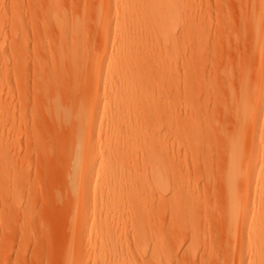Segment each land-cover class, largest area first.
<instances>
[{"label": "bare ground", "instance_id": "1", "mask_svg": "<svg viewBox=\"0 0 264 264\" xmlns=\"http://www.w3.org/2000/svg\"><path fill=\"white\" fill-rule=\"evenodd\" d=\"M79 1L80 5L84 2L83 6L81 5L84 13L80 10L82 14L77 11L73 16L67 14L62 0H43L41 5L36 3L39 9L35 6L34 11L33 7H27L31 9L30 19L21 17V14L27 16L31 13L27 14L29 11L25 10L24 15V8L19 7L21 10L18 12L21 14L18 15L17 12L16 19H13L15 16L10 18L13 20L10 26L17 31L16 35L19 34L20 39H15L16 44L12 46L14 48L11 53L4 52V47L1 48L4 51L0 49V52H3L0 56H5L3 54L6 53L8 57L1 59L5 66H8L9 57H12L13 65L17 68L28 69L31 67L29 61H34L36 71L34 82L39 87L36 94L37 100L39 99L37 101L39 111L36 112L43 114L45 120L49 119L50 124L52 123L49 124L50 127L56 132L54 135L59 137L58 141L57 138L53 139L52 131V140L57 147H54L53 143L51 145L57 148V151L58 147L61 150L60 155L56 152L54 159L62 158L59 163L55 162L62 168L61 164L67 165L66 167L64 165L66 182L61 183L59 190L56 189L59 195L55 193L57 198L60 197L59 206L63 211L64 209L68 211L65 210L61 218L68 213V218L66 217L68 226L66 219L63 223L70 228L66 243L64 242L66 245L62 251L61 264H91V258L94 259L93 264H110L115 260L113 246L117 235L125 239L133 238L136 243L143 238L152 239L154 229H147L145 223H140L139 213L153 211L154 206L151 207L149 202L155 198L161 200L167 195L173 201L167 203L168 206H163V216L168 214L172 221L180 223L187 221L194 227L198 223L197 215L201 212L204 214L205 210H208L209 214L215 213L218 216L216 219L219 218L218 221L222 222L221 227L223 225L225 244L230 249L227 247L228 255L234 252L235 256H229L233 259L236 257L234 264H264V0H244L246 10L240 17V24L245 30L243 35L246 36V32L249 34L250 43H247L246 47L250 44L257 63L254 74H250L247 67L241 66L243 69H239L241 70L239 86L234 87L228 100L231 111L227 112L228 115L226 113L227 117L223 116L224 120H220V124L217 122L219 126L216 124L215 128L208 123L210 114L204 116L203 113L197 112L198 118L204 119L202 122L193 124L191 121L192 124L189 122L188 125L184 121L182 124L184 126H179L175 118L173 119V114L169 116V113L163 114L154 110L147 112L151 108V102L155 101V95L150 89L153 77L141 78L134 73L148 68L151 59L150 54L142 50L140 45L144 39L150 38L164 41L168 49L172 48L174 40H178L177 34L172 35L168 30V24L172 20L167 24L156 19L154 24H150L147 30L151 29L148 32L145 30L144 34L141 32L139 36H135L132 27L130 28L127 23L119 26L114 22L113 16L119 14L117 8L119 0H100V10L96 8V1L99 0ZM140 1L129 0L126 9L128 18L133 19L139 15ZM143 1L152 3L155 0ZM173 4L174 0L168 2L169 7ZM35 12L38 13L36 18ZM89 12L94 15L91 19ZM0 21L5 22V17H0ZM88 21L97 28V31L94 28L92 32H97L96 42L94 34L89 33L86 28ZM0 23V27L3 26L2 22ZM29 29L33 33V36L31 35L34 39L31 46L33 50L28 46ZM2 31L0 29V33ZM50 31L57 33L58 41ZM51 39L58 44L55 46ZM240 64L245 65L244 61ZM189 67L187 65L185 69ZM4 69L6 71V67ZM4 69L0 70V85L5 84ZM229 69H226V73L232 75L231 68ZM190 71L191 69L188 73ZM17 80L18 86H24V89L29 85V82L21 83L22 80L19 78ZM251 80L254 82L253 87L250 84ZM25 111H20V117L26 116L29 110ZM30 111L34 113V110ZM8 112L5 111L6 117ZM12 113L13 115L10 114L14 116L15 111ZM175 114L177 115L176 112ZM160 118H170L169 121L172 123L167 124L166 132L161 136L160 148L150 150L151 141L155 140V121ZM178 134H182V141L177 140ZM204 135L216 139L214 147L209 144L210 140L209 145L201 142ZM205 139L207 142V138ZM173 141L176 144L172 145ZM175 145L185 146L193 158V163L197 162L200 165L203 163L208 170L206 180L209 186L214 182L218 184L221 195L219 199L214 196L216 207L211 204L212 196L209 203L213 207L210 205L209 209L208 194L204 200L203 194L200 189L198 190V182L195 183L186 177L189 169L183 165L186 161L177 164L173 159L177 155ZM131 149L141 153H130ZM49 150L50 147L47 153L51 154ZM4 153H8L9 157V149ZM7 155L2 159H6L4 162L8 164L7 166L10 164L8 168L11 169L12 159L7 160ZM215 167L218 168L217 175ZM8 175L9 178L11 174ZM200 195L201 201L197 198ZM91 197H94V210L87 208ZM129 199L137 202L128 204L131 201L126 200ZM120 200L126 204L124 202L119 204ZM135 207H139V213L135 211ZM204 208L205 210L201 211ZM212 208L214 212H211ZM93 228L100 233L102 241L100 245L87 249L82 237ZM159 239L158 248L151 252L149 260L141 258L144 263L168 264L170 249L162 237ZM126 247L128 253L121 252L117 258L121 263H126L129 256L133 260L131 249ZM145 253L149 256L147 250Z\"/></svg>", "mask_w": 264, "mask_h": 264}, {"label": "rangeland", "instance_id": "2", "mask_svg": "<svg viewBox=\"0 0 264 264\" xmlns=\"http://www.w3.org/2000/svg\"><path fill=\"white\" fill-rule=\"evenodd\" d=\"M39 1L41 3L43 2V0ZM62 1L65 4L68 15L73 16L77 11V13L82 14L80 10L83 11L81 5L83 6L84 2L80 5L81 1L79 0ZM169 1L171 0H155L151 3L150 1L145 2L141 0V3H139V15L131 19L128 18L126 12L127 6H129V0H119V5L117 6L119 14L113 16L115 19L114 22L118 23L119 26L127 23L130 28L132 27L135 36H139L141 32L150 27V24H154L156 19L167 24L172 20V22L168 24V30L172 35L176 33L178 36V40H174L173 46L171 45L172 48L168 49L164 41L150 38L144 39L140 45L142 50L150 54L151 59L148 68H143L134 73L137 77L141 78L146 76L153 77L150 89L155 95V101L151 102V108L148 109L147 112H149V110H154L163 114L169 113V116L173 114V119L175 118L174 120L179 126H184L182 125L184 121L187 122L188 125L191 121L193 124L202 122L204 119L202 117H200V119L198 118L199 113H203L204 116L210 114L209 116H211V118H208V123L211 127L214 125L215 128L224 120L223 116L231 111L228 100L231 98L233 89L239 86L242 67H247L250 74H254L257 63L250 44H248L249 47H246L247 43H250L249 34L246 32V36L243 35L245 30L242 29L240 24V17L243 11L246 10L245 1L174 0L172 7L168 6ZM19 2L20 4H18ZM36 3H38L37 0H0V17H5V22L0 21L2 25L4 22V29L3 26H1L0 29L3 31L5 30L4 33L3 31L0 33V45H2L0 49L4 47L5 50L1 49L2 51L11 53V50L14 48H12V46L16 44L15 39L17 40V38H19V34L16 35L17 31L11 29L10 22H13V20L11 21L10 18L15 16L13 19H16V17H18L16 15H19L20 12L18 11L21 10V8H24V15L25 10L27 12L29 11L27 14L31 13V9L29 10L28 8L33 7L32 9L34 11V7L36 6L35 8L39 9V5ZM41 3L38 4L41 5ZM23 5L26 7H23ZM19 7L21 8L19 9ZM100 7L101 1H96V8L100 10ZM227 10L229 13H227ZM15 13L17 14L15 15ZM36 13L37 12L34 13L35 15L33 14L35 18L38 14ZM89 14L90 17H88L91 19L94 15L91 12H89L88 15ZM6 16H8L7 19ZM30 16L32 17V13L27 16H22L21 14V17H27L28 19H30ZM87 25L88 27L86 28L88 32H94L95 27H93L92 23L88 21ZM238 26L241 28H238ZM51 30H53V27H51ZM95 30L97 31V28H95ZM53 31H50V34H52ZM29 32L30 45H27L29 49H32L33 47L31 46L34 44V39L31 38V35L33 36V33L30 29L28 33ZM57 33L55 32L53 35L57 37ZM96 33L97 32L92 33L94 34V42H96ZM55 39L58 41V37ZM27 40L28 39H26V43H28ZM13 42L14 44L12 45ZM52 42L55 46L58 44V42L54 43V40ZM29 52L33 51L29 50ZM50 52L51 50L49 53ZM2 53L3 52H0L1 55ZM6 53L3 55L6 56ZM5 56H0V70L3 71L4 67H6V71L4 69L6 72V74L4 72L6 78L5 84L0 85V172L1 170L2 172L7 171L4 174L2 172L0 173L1 176L3 175L2 178L0 176V264H61L63 261L62 251L65 249V243L70 228H67L68 220L66 217L68 213L64 214V218H61L62 213L67 210L64 209L63 211L59 206L58 198L60 197L57 198L59 192H56V189L59 190L62 186L61 183L66 182V168H64V165L65 167L67 165L66 163L64 165L61 164L63 166L62 168L60 164H57L62 158L59 160L58 158L54 159V155L56 157V152L60 155L61 150L60 147H58V151L56 150L57 148H54L56 144H54V140H52V131L53 139L57 138L58 141L59 137L58 135H54L56 132L55 129L50 127L52 123L50 124L49 119L45 120L42 116L43 114L40 115V112H38L39 102L37 101L39 99L37 100L38 97L36 94L39 91V87L36 82H34L36 71L34 69L35 65L32 60L33 58L31 59L32 61H29L31 67L27 69L26 67H14L13 59H11L12 57H9L10 59L7 61L8 66H5L1 61ZM241 61H244L245 65L240 64ZM187 65L190 67L185 69ZM229 68H231L232 75L227 74L228 72L226 73V69L230 70ZM189 69H191V71L188 73ZM21 75L23 76L21 77ZM26 75H28L27 78ZM18 78L22 80L21 83L29 82V85H27L25 89L23 88L24 86H18ZM250 84L251 87H253L254 82L251 80ZM25 109L27 111L32 110V112L34 110V113H31V111L29 113L28 111L26 116L20 117L22 111L26 112ZM10 110L15 111L14 116H12L13 113ZM36 110L38 111L36 112ZM5 111H9L7 117L5 116L7 113H5ZM9 114L12 117H9ZM169 120L170 118H160L155 121V140L151 141L149 146L151 148L150 150L160 148L161 136L166 132L167 124L172 123ZM211 120L213 121L211 122L212 124L210 123ZM48 121L49 123L47 124ZM218 121L219 123L217 124ZM142 122L143 120L141 123ZM47 125L49 126L47 127ZM49 128L51 133H49ZM48 133L50 134L49 137ZM205 135L202 136L201 142L203 141L205 144H210L214 147L216 139L213 136L210 137ZM182 137V134H178L177 140L182 141ZM205 138H207V142ZM259 138L260 135L257 137L258 143L260 142ZM14 142L16 144H14ZM5 143L9 149V157L7 155L8 153H4V151L6 152V150H8L7 147H5ZM51 143L54 144V147H52ZM174 144H176L175 141L172 142V145ZM48 147H50L49 152H51V154L47 153ZM175 147L177 155L173 159L177 164L178 162L181 163L186 161V164L183 163L184 167H189L188 172L185 174L186 177L195 183L198 182V190L200 189L204 197L202 198L206 200L208 197L207 203L213 198L211 204L217 206L214 201L216 198L219 199L221 195L218 184L216 182H211L212 185L209 186L206 180V171L208 170L203 166V163L201 165L197 162L193 163V158L190 152L186 150L185 146L181 145L180 147L179 145H175ZM4 148L6 150H4ZM52 148H54V151ZM2 152L4 155H7V160H10L9 158L12 159L11 169L8 168L10 164L7 166L8 164L4 162L6 159L3 160L4 155H2ZM138 152L139 151L136 150H130V153ZM215 152L214 149V155L216 154ZM55 161H57V163ZM4 163L6 166H4ZM194 164L198 166H193ZM217 172L218 168L215 167L216 175L218 174ZM8 174H11L9 178ZM206 184L209 189H207ZM217 189L220 194L218 191V193H214ZM207 191L211 193L209 194ZM55 193L58 195L55 196ZM200 197L201 195L197 196L201 201ZM155 199L149 202L151 207L152 205L154 206L153 211L148 210L139 213V207H135V211L140 215L138 218L140 223H145L147 229L153 228L154 237L152 239L149 237L143 238L136 243L133 238L125 239L121 235H117V239H115L113 246L115 248L113 253L115 260L110 264H146L141 258L144 257L146 261L149 260L151 252L158 248V240H160V237L163 238V241L167 243L170 249L167 258L168 264H234L236 257H234L235 259L231 257L232 255L235 256L233 254L234 252L229 254L231 256L228 255L227 251L230 249L229 246L225 244L223 225L221 227L220 223L222 222L221 220H219L220 222L218 221L219 218L216 219L218 216L215 215V213L209 214L210 211H206L205 208L202 209L201 211L205 210V212L204 214L201 212V215H197L199 217H197L198 223L193 227V225L187 221L181 223L175 222L169 218L168 214L165 216L162 215L163 206H168L173 201H171L170 196H164L161 200ZM141 200L142 198L139 201L141 202ZM61 201L60 199V202ZM126 201H131L128 204L137 202L132 199ZM122 202L120 200L119 204ZM124 203L126 204V202ZM167 203L169 204L167 205ZM211 204L209 203V209ZM211 207L213 206L211 205ZM87 208L88 210L95 209L94 197H91L87 204ZM214 211L215 210L212 208L211 212ZM65 219L67 226L63 223ZM82 241L87 245L86 247L88 249L89 247L100 245L102 237L100 233L98 234L96 229L93 228L92 230L89 229L87 235L82 237ZM97 242L99 243L97 244ZM126 246L131 249L133 260H131V256H129L127 257L126 263H121V260L118 261L117 258L120 256L121 252L128 253ZM142 248H145V250H142ZM146 250L149 252V256L145 253ZM227 255L228 258H232L233 260H229L226 257ZM93 262L94 259L91 258L90 263L93 264Z\"/></svg>", "mask_w": 264, "mask_h": 264}]
</instances>
